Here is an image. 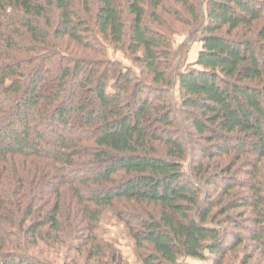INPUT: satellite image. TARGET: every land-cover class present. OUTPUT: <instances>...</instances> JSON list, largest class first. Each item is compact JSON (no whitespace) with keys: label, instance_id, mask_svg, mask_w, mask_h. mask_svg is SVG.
Segmentation results:
<instances>
[{"label":"trees","instance_id":"obj_1","mask_svg":"<svg viewBox=\"0 0 264 264\" xmlns=\"http://www.w3.org/2000/svg\"><path fill=\"white\" fill-rule=\"evenodd\" d=\"M109 216L139 264H264V0H0V264H127Z\"/></svg>","mask_w":264,"mask_h":264},{"label":"rangeland","instance_id":"obj_2","mask_svg":"<svg viewBox=\"0 0 264 264\" xmlns=\"http://www.w3.org/2000/svg\"><path fill=\"white\" fill-rule=\"evenodd\" d=\"M172 24H173V22H171V25ZM175 25L177 26V24H175ZM177 27L179 28V26H177ZM185 38L186 37L183 34L174 35L172 37L173 48L178 49L179 46H181V44L184 42ZM198 49H199V46L197 44L192 45V47L189 50V53L187 55V63L188 64H192L195 61ZM109 56L111 59L118 60L123 65H125L127 67H133L131 61L128 59H125L123 57V55H121V53L113 52L110 50ZM133 68L136 70V72H138L136 67H133ZM186 169H187V165H186ZM103 229H104L103 230V240L106 243H109L110 245H112L121 254L122 259L127 264H139L137 259H136L133 243L130 240V238L127 236V233H126L123 225L119 224L118 222H116L115 219L110 217L109 221L103 227ZM242 251L244 253L246 251H247V253H250V248H246L245 250H242ZM241 255L242 254H240V258H239V261L237 262V264H241V262H240ZM85 262H86V264H93L94 263L93 261H88V260L86 261V260H84V258L80 259L81 264H84ZM185 262H189L192 264H202L199 261L188 260V259L185 260ZM249 264H262V263H261V259L259 257H255V259L252 260Z\"/></svg>","mask_w":264,"mask_h":264}]
</instances>
